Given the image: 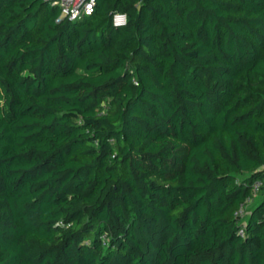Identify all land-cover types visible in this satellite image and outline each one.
<instances>
[{"label":"trees","instance_id":"obj_1","mask_svg":"<svg viewBox=\"0 0 264 264\" xmlns=\"http://www.w3.org/2000/svg\"><path fill=\"white\" fill-rule=\"evenodd\" d=\"M0 264H264V0H0Z\"/></svg>","mask_w":264,"mask_h":264},{"label":"built area","instance_id":"obj_2","mask_svg":"<svg viewBox=\"0 0 264 264\" xmlns=\"http://www.w3.org/2000/svg\"><path fill=\"white\" fill-rule=\"evenodd\" d=\"M51 6L60 7L63 16H68L71 20L78 21L93 13L96 0H44ZM127 15L125 13H116L113 17V23L116 27H122L127 24ZM260 183H255V192L259 190ZM242 213V210L239 212Z\"/></svg>","mask_w":264,"mask_h":264},{"label":"rangeland","instance_id":"obj_3","mask_svg":"<svg viewBox=\"0 0 264 264\" xmlns=\"http://www.w3.org/2000/svg\"><path fill=\"white\" fill-rule=\"evenodd\" d=\"M257 203H258V200H256V201L250 203V204H249V209H253V208H255V206L257 205Z\"/></svg>","mask_w":264,"mask_h":264}]
</instances>
